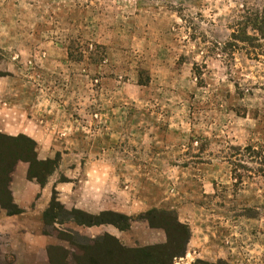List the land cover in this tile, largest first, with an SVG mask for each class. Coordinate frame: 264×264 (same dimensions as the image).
Here are the masks:
<instances>
[{
    "label": "rangeland",
    "instance_id": "1",
    "mask_svg": "<svg viewBox=\"0 0 264 264\" xmlns=\"http://www.w3.org/2000/svg\"><path fill=\"white\" fill-rule=\"evenodd\" d=\"M1 77L70 190L0 264H116L166 242L153 209L189 231L171 264H264V0H0Z\"/></svg>",
    "mask_w": 264,
    "mask_h": 264
},
{
    "label": "trees",
    "instance_id": "2",
    "mask_svg": "<svg viewBox=\"0 0 264 264\" xmlns=\"http://www.w3.org/2000/svg\"><path fill=\"white\" fill-rule=\"evenodd\" d=\"M36 145L33 139L24 135L13 137L0 133V204L9 213L19 212V209L11 204L8 190L10 173L18 160L28 163L27 178L35 180L40 185L47 181L58 166L57 156L53 159H38L35 151ZM55 195L56 192L53 189L49 207L42 213L43 220H50L54 217L52 211L55 210V206L56 209L62 208ZM70 213L77 224L84 226L110 223L122 230L128 228L131 221V217L115 211H101L90 215L81 210L72 209ZM170 213L165 209L160 211L153 209L145 213V218L151 226H160L166 232L167 239L164 244L126 250L116 242V245L107 248L110 259H115L116 264H171L174 257L184 253L189 231ZM75 246L80 252L83 251L82 248ZM123 252L127 253L125 257ZM89 262L100 264L104 260L97 257L89 260L88 264Z\"/></svg>",
    "mask_w": 264,
    "mask_h": 264
},
{
    "label": "crops",
    "instance_id": "3",
    "mask_svg": "<svg viewBox=\"0 0 264 264\" xmlns=\"http://www.w3.org/2000/svg\"><path fill=\"white\" fill-rule=\"evenodd\" d=\"M16 86H5L0 78V133L8 136L24 135L37 141L35 148L38 159L51 158V153H44L45 146L41 145V131L31 128L34 124L36 105L35 102L20 101L17 98L6 100L1 96L5 91L17 90ZM31 106V107H30ZM23 108V111H21ZM25 116L21 121L19 116ZM28 163L18 160L10 173L8 190L10 202L19 209L17 213H9L0 204V245L3 251H14L12 246L24 244L32 251H43L49 244L46 236L41 233L42 213L47 206L52 190L59 196L67 195L70 188L67 184L57 181L52 173L47 181L40 185L35 180L27 178ZM62 199V198H61ZM4 241L1 243V241Z\"/></svg>",
    "mask_w": 264,
    "mask_h": 264
}]
</instances>
